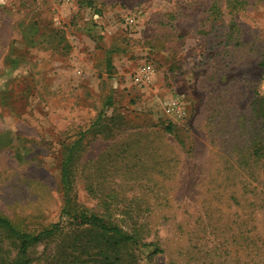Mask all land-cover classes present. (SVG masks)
I'll use <instances>...</instances> for the list:
<instances>
[{
    "label": "rangeland",
    "instance_id": "374dc122",
    "mask_svg": "<svg viewBox=\"0 0 264 264\" xmlns=\"http://www.w3.org/2000/svg\"><path fill=\"white\" fill-rule=\"evenodd\" d=\"M263 56L264 0H0V213L57 221L64 145L103 111L78 204L155 241L152 264H264V168L243 161ZM175 94L187 115L167 127Z\"/></svg>",
    "mask_w": 264,
    "mask_h": 264
},
{
    "label": "trees",
    "instance_id": "16d2710c",
    "mask_svg": "<svg viewBox=\"0 0 264 264\" xmlns=\"http://www.w3.org/2000/svg\"><path fill=\"white\" fill-rule=\"evenodd\" d=\"M260 65L264 86V56ZM258 98L260 128L264 132V92ZM103 114L101 111L91 126L64 145L60 164L63 201L57 221L38 231H27L0 213V264H152L153 256L163 251L155 241L128 232L76 202L72 187L75 153L85 133L100 123ZM174 124L168 121L166 126ZM243 157L245 165L260 164L263 169L264 136L251 139L248 154ZM248 242L254 249L257 242L253 232Z\"/></svg>",
    "mask_w": 264,
    "mask_h": 264
},
{
    "label": "built area",
    "instance_id": "2783aa9c",
    "mask_svg": "<svg viewBox=\"0 0 264 264\" xmlns=\"http://www.w3.org/2000/svg\"><path fill=\"white\" fill-rule=\"evenodd\" d=\"M128 22H134V18L129 16L126 18ZM154 74V68L151 64H144L138 71L137 81L146 84L148 83ZM164 114L168 121L172 123L179 122L184 119L187 115V102L180 95H173L168 98L164 107Z\"/></svg>",
    "mask_w": 264,
    "mask_h": 264
}]
</instances>
